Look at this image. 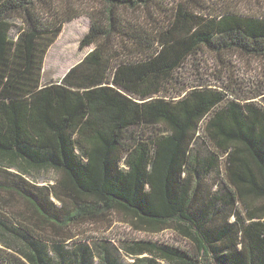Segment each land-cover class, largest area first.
<instances>
[{
    "label": "trees",
    "instance_id": "16d2710c",
    "mask_svg": "<svg viewBox=\"0 0 264 264\" xmlns=\"http://www.w3.org/2000/svg\"><path fill=\"white\" fill-rule=\"evenodd\" d=\"M80 17L94 50L44 83L49 49ZM206 51L264 59V15L204 0H0V264H264V89L185 85ZM113 213L190 246L79 240L74 229Z\"/></svg>",
    "mask_w": 264,
    "mask_h": 264
},
{
    "label": "rangeland",
    "instance_id": "374dc122",
    "mask_svg": "<svg viewBox=\"0 0 264 264\" xmlns=\"http://www.w3.org/2000/svg\"><path fill=\"white\" fill-rule=\"evenodd\" d=\"M170 1L185 2L186 0H169V4ZM204 1L209 3V5H219L222 8H225V6L230 7L243 14L264 15V0ZM89 30L90 19L87 17H80L64 26L60 37L49 49L45 57L42 71L44 83L61 81L71 68L78 65L94 50V46L85 48L80 46L81 40L88 34ZM202 57L204 61H196V65L190 62L182 69L179 79L185 85L191 86L204 82V85L218 89H224V85H227L230 87L227 91L230 92L231 97H235V94L237 96L242 90L241 94L248 98H253V94L256 95L257 92L264 89L263 58H253L238 52H230L226 54L227 65H225L218 55L210 51H206V54ZM233 80L237 81V84L232 82ZM28 177L39 185H51L56 182L57 174L51 170H29ZM5 208L10 215L25 212V208L20 203L9 202ZM74 230L76 234H80L79 240L106 237L112 239L115 243L152 240L182 248L190 246L189 242L180 233L172 230L161 234L137 230L132 224V219L121 213H113L105 221L82 225ZM43 233L46 238L56 237L49 228H45ZM125 261L128 263L133 262L129 257H125Z\"/></svg>",
    "mask_w": 264,
    "mask_h": 264
}]
</instances>
